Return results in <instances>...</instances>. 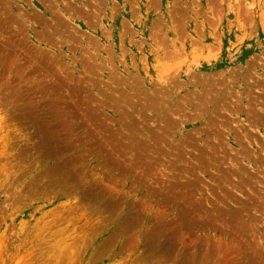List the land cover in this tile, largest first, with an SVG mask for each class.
I'll use <instances>...</instances> for the list:
<instances>
[{"label":"rangeland","instance_id":"rangeland-1","mask_svg":"<svg viewBox=\"0 0 264 264\" xmlns=\"http://www.w3.org/2000/svg\"><path fill=\"white\" fill-rule=\"evenodd\" d=\"M0 264H264V0H0Z\"/></svg>","mask_w":264,"mask_h":264}]
</instances>
